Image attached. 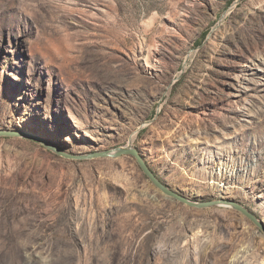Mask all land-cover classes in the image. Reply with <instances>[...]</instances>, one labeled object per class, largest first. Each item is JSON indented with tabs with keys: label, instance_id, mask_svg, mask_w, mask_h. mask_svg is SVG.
<instances>
[{
	"label": "rangeland",
	"instance_id": "rangeland-1",
	"mask_svg": "<svg viewBox=\"0 0 264 264\" xmlns=\"http://www.w3.org/2000/svg\"><path fill=\"white\" fill-rule=\"evenodd\" d=\"M0 264H264V0H0Z\"/></svg>",
	"mask_w": 264,
	"mask_h": 264
},
{
	"label": "water",
	"instance_id": "water-1",
	"mask_svg": "<svg viewBox=\"0 0 264 264\" xmlns=\"http://www.w3.org/2000/svg\"><path fill=\"white\" fill-rule=\"evenodd\" d=\"M0 137L31 138L34 141H37L40 144H42L46 149L54 152L55 154H57L59 156H62L64 158L70 159V160H93V159H98V158L117 159V158H120L123 156L132 157L137 162L139 168L141 169L143 174L146 176V178L159 191H161L167 197L172 198V199L176 200L177 202L185 204L189 207H194V208H199V209L213 208V207H217L219 205H226V206L232 207L233 209L239 211L244 216H246L248 219H250L256 226H258L259 228H262V224L258 222L257 218L237 203L225 201V200H216V201L205 202V203H195V202L189 201L183 195L173 191L171 188L166 186L164 183H162L158 179V177L154 174L152 169L149 167V165L147 164V162L145 161V159L143 158L141 153L131 145V142L129 143V145H127L125 147H119V148L109 150V151L96 152V153H91V154H87V155H70V154H67V153L63 152L62 150H59L56 147L52 146L46 140L39 138L37 136L29 135L27 133L18 132V131L8 132V131L0 130Z\"/></svg>",
	"mask_w": 264,
	"mask_h": 264
},
{
	"label": "bare ground",
	"instance_id": "bare-ground-1",
	"mask_svg": "<svg viewBox=\"0 0 264 264\" xmlns=\"http://www.w3.org/2000/svg\"><path fill=\"white\" fill-rule=\"evenodd\" d=\"M229 207V206H226V205H219V206H217V207ZM230 208V207H229Z\"/></svg>",
	"mask_w": 264,
	"mask_h": 264
}]
</instances>
